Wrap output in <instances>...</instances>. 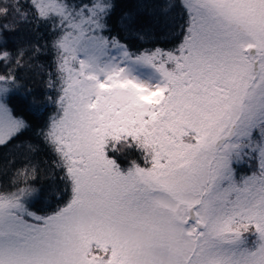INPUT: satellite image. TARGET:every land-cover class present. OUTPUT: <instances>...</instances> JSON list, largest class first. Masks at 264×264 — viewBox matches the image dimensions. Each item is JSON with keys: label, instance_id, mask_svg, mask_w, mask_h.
<instances>
[{"label": "snow or ice", "instance_id": "snow-or-ice-1", "mask_svg": "<svg viewBox=\"0 0 264 264\" xmlns=\"http://www.w3.org/2000/svg\"><path fill=\"white\" fill-rule=\"evenodd\" d=\"M176 7L177 45L125 41L163 35ZM0 20V149L54 105L37 136L68 197L33 211L37 148L13 144L0 264H264V0H3ZM45 49L55 98L19 75ZM130 150L143 163L122 166Z\"/></svg>", "mask_w": 264, "mask_h": 264}, {"label": "trees", "instance_id": "trees-1", "mask_svg": "<svg viewBox=\"0 0 264 264\" xmlns=\"http://www.w3.org/2000/svg\"><path fill=\"white\" fill-rule=\"evenodd\" d=\"M173 3L179 4L180 0H172ZM3 3V0H0ZM21 4L26 5L27 0H20ZM172 26L160 36L153 35L149 39L138 37L136 34L124 33L125 41L132 44L133 48H148L160 46L164 48H171L180 42L182 37L180 36V27L183 23L184 15L180 7H176L171 12ZM5 21L0 20V23ZM32 31H35L33 25ZM48 29L41 27L38 35L47 37ZM41 44L45 43L44 39L40 40ZM27 59V58H26ZM55 57L52 52L45 49L43 54L38 59L31 62L29 68L22 70L19 75L25 89H30L33 92H42L44 97L55 98L59 90V86L51 90L47 85L51 79H55L54 73H56V66L54 63ZM55 106L49 103L46 109H42L41 113H35L28 111L23 113L25 118L28 119L32 125L31 128L20 138V140L13 141V144H19L21 141L31 143L37 148V151L30 154L32 163L36 164L39 171L37 179L35 180V186L42 188L43 194L33 202L32 210L37 211L39 214L51 213L58 206H61L67 200V194L65 193L64 184L58 179L61 175L59 169L55 167L53 161L56 159L54 152H52L46 145L42 143V137H38L37 133L47 118L55 112ZM20 111H17V115H21ZM13 144H10L8 148L0 149V157L7 156L8 160H15V167L9 169V174L5 175L0 170V185H7L11 183V173L15 171V168L22 167V158L18 155L17 149L13 148ZM118 161L122 166H127L130 161H142L139 152L130 150L123 155H118ZM138 161V162H139ZM0 169H2V161H0ZM241 171H247L246 166L241 168Z\"/></svg>", "mask_w": 264, "mask_h": 264}, {"label": "rangeland", "instance_id": "rangeland-1", "mask_svg": "<svg viewBox=\"0 0 264 264\" xmlns=\"http://www.w3.org/2000/svg\"><path fill=\"white\" fill-rule=\"evenodd\" d=\"M139 161V160H138ZM140 163H143V161H139Z\"/></svg>", "mask_w": 264, "mask_h": 264}]
</instances>
